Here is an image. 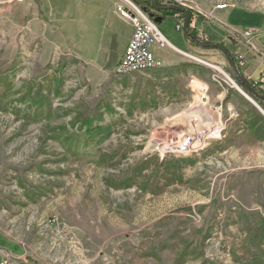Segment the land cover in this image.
Masks as SVG:
<instances>
[{"label":"rangeland","instance_id":"374dc122","mask_svg":"<svg viewBox=\"0 0 264 264\" xmlns=\"http://www.w3.org/2000/svg\"><path fill=\"white\" fill-rule=\"evenodd\" d=\"M129 1L0 0V264L264 260V100L222 48L179 49L180 14L158 24L179 47L153 46L162 67L115 74L134 32L119 6L150 16ZM162 2L259 78L264 0ZM198 78L229 98L206 104Z\"/></svg>","mask_w":264,"mask_h":264},{"label":"built area","instance_id":"2783aa9c","mask_svg":"<svg viewBox=\"0 0 264 264\" xmlns=\"http://www.w3.org/2000/svg\"><path fill=\"white\" fill-rule=\"evenodd\" d=\"M129 1V0H128ZM130 2V1H129ZM131 6L133 5L132 2ZM226 5H221L219 8H225ZM121 13L128 18H131L134 25V32L132 37L130 38L128 45L126 47L125 53L123 57L119 60L116 68L114 70L115 74H129L130 69H139L140 63H162L164 62L157 58L154 54L153 46L157 45L159 48H174L177 50V47L174 46L167 37L160 30L159 25L151 18V16L145 14L140 11L138 15H131V12L128 8L123 9L122 6H119ZM191 27L195 26V20L192 21ZM178 28H182V24H178ZM260 33L257 29H247L241 30L239 32V36L241 40H245L248 46L251 49H255V36H258ZM208 36H206L203 32L198 33L197 40L200 43H204L208 41ZM241 42V41H240ZM236 59L240 66L245 63V60L242 55L236 54ZM253 86L260 87L264 90V70L261 71L260 76L257 80L252 81ZM209 137L213 139L222 138V127H216L212 130H208ZM187 141L186 144H181L179 148L184 149L188 146L189 139L185 137Z\"/></svg>","mask_w":264,"mask_h":264},{"label":"trees","instance_id":"16d2710c","mask_svg":"<svg viewBox=\"0 0 264 264\" xmlns=\"http://www.w3.org/2000/svg\"><path fill=\"white\" fill-rule=\"evenodd\" d=\"M144 2L149 6V7H151V8H156V7H158L159 5H165L163 2H162V0H144ZM167 5V4H166ZM148 6H144V9H145V11L147 12L148 10ZM170 13H172V16H175L176 14H180V16L182 17V19L184 20L185 19V17H186V13H183V12H180V11H177V10H175V11H169ZM193 16H194V14H193V12L192 11H190L189 12V16H188V18H187V21H186V26L184 27L185 28V32L187 33V36L190 38V39H192V41H197L196 39H197V37H198V33L200 32L199 31V28H198V22H199V19H197L196 21H195V26L194 27H191V23H192V21L194 20L193 19ZM200 20H202L201 18H200ZM204 43H214L212 40H210V39H208V41L207 42H204ZM201 44L202 43H200L199 42V45L201 46ZM204 48H208V49H211V48H216V47H210V46H208V47H204ZM224 51H225V53L227 54V53H229V55H230V58L228 57V59H229V61H230V59L231 60H233V62L235 63V65H236V67H237V69H238V72H239V74H241V75H243L242 74V68H241V66L239 65V63H238V60L236 59V57L235 56H233L232 55V53H230L229 52V50L227 49V48H222ZM228 55V54H227ZM236 81L238 82V84L249 94V95H251L252 97H254V98H256L257 100H260V101H262L261 100V98H259L257 95H255L248 87H246L245 85H244V83L240 80V78H239V76H238V74H237V78H236ZM251 85H252V82L249 80L248 81ZM253 86V85H252ZM254 88H255V86H253ZM256 89V91H257V93L259 94V95H264V92L263 91H261L260 89H257V88H255ZM257 264H264V260H258V263Z\"/></svg>","mask_w":264,"mask_h":264},{"label":"crops","instance_id":"0c3cea01","mask_svg":"<svg viewBox=\"0 0 264 264\" xmlns=\"http://www.w3.org/2000/svg\"><path fill=\"white\" fill-rule=\"evenodd\" d=\"M190 41H191V39L189 40V37L186 38V43H185L186 48L185 49L179 48L177 46L176 47L182 51L184 50V52L185 51L186 52H192L189 48ZM202 47H205V46H202ZM155 53H157V51ZM157 56H159V55L157 54ZM160 58H162V60H163V57H160ZM166 58L168 60V61L166 60L167 62L175 61L174 57L166 56ZM254 71L255 70H250L249 67H247V66L245 68H243L244 75L249 77V78H251V76L254 74ZM193 75H195V74H193ZM194 78L197 79L196 76H194ZM198 80L202 86V90L200 93H201L206 104L208 103L210 105H215V104H218L220 101L222 102L223 99L229 98L231 90H229V89H224V90L218 89V86H216V85L214 86V84H212L210 81H207L206 79L203 80V79L198 78ZM251 80H252V78H251ZM189 87H192V85H190Z\"/></svg>","mask_w":264,"mask_h":264},{"label":"water","instance_id":"95a60500","mask_svg":"<svg viewBox=\"0 0 264 264\" xmlns=\"http://www.w3.org/2000/svg\"><path fill=\"white\" fill-rule=\"evenodd\" d=\"M156 8H164V7H160V6H158V7H156ZM169 8H172V9H175V10H178V11H183V12H185L186 13V18L189 16V10L188 9H186V8H183V7H180V6H178V5H171V6H169ZM150 16L151 17H154V15L153 14H150ZM163 17H159V16H156V17H154L153 18V20L157 23V24H160L162 21H163ZM186 26V21L184 22V27ZM232 41H233V44H236V42L233 40V38L231 37L230 38ZM202 46H205V47H208V46H210V47H220V48H223V47H221V46H219L218 44H216V43H202L201 44ZM228 54V56H229V53H227ZM229 58H230V56H229ZM230 63H231V65H232V67L234 68V70H235V72L238 74V76H239V78H240V80L244 83V85L246 86V87H248L255 95H257L259 98H261V99H263L264 100V96L263 95H259L258 93H257V91H256V89L241 75V74H239V72H238V69H237V67H236V65H235V63L233 62V60H231L230 59Z\"/></svg>","mask_w":264,"mask_h":264},{"label":"bare ground","instance_id":"6f19581e","mask_svg":"<svg viewBox=\"0 0 264 264\" xmlns=\"http://www.w3.org/2000/svg\"><path fill=\"white\" fill-rule=\"evenodd\" d=\"M164 64H162V63H152V64H149V63H140V65H139V69H130V73L131 72H137V71H142V70H150V69H156V68H160V67H162ZM117 75H121V74H117ZM215 77H217L216 75H215ZM218 78V77H217ZM214 79V78H213ZM220 79V78H219ZM233 82V84L235 85V86H237L238 87V85L234 82V81H232ZM185 141H187V139H185ZM185 141H183V144H186L185 143Z\"/></svg>","mask_w":264,"mask_h":264},{"label":"flooded vegetation","instance_id":"af4514ba","mask_svg":"<svg viewBox=\"0 0 264 264\" xmlns=\"http://www.w3.org/2000/svg\"><path fill=\"white\" fill-rule=\"evenodd\" d=\"M160 7H164V8H152L151 10L147 9L149 11L150 14H153L154 17H156L159 13L162 14L161 16L159 17H163L165 18L166 16H171L172 13H170L169 11H175V9H172V8H169V6L167 5H159ZM178 11V10H177ZM181 12V11H180ZM154 17H151V18H154Z\"/></svg>","mask_w":264,"mask_h":264}]
</instances>
